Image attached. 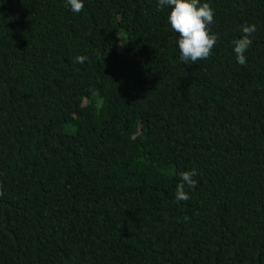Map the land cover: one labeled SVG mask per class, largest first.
<instances>
[{"label": "trees", "instance_id": "16d2710c", "mask_svg": "<svg viewBox=\"0 0 264 264\" xmlns=\"http://www.w3.org/2000/svg\"><path fill=\"white\" fill-rule=\"evenodd\" d=\"M208 2L192 64L157 0H0V264H264V0Z\"/></svg>", "mask_w": 264, "mask_h": 264}, {"label": "clouds", "instance_id": "9594fccd", "mask_svg": "<svg viewBox=\"0 0 264 264\" xmlns=\"http://www.w3.org/2000/svg\"><path fill=\"white\" fill-rule=\"evenodd\" d=\"M65 6L73 13L79 14L85 7V0H64ZM160 10L169 9L168 23L178 34L177 46L182 62L195 64L198 60L207 59L217 45L219 35L211 31L215 22V10L208 0H157ZM257 31L255 24L241 26L242 35L233 41V53L236 62L246 66V53L253 44V34ZM86 56H76L74 63L83 64ZM198 175L195 168L179 173V182L175 185V202L188 201V189H195Z\"/></svg>", "mask_w": 264, "mask_h": 264}]
</instances>
